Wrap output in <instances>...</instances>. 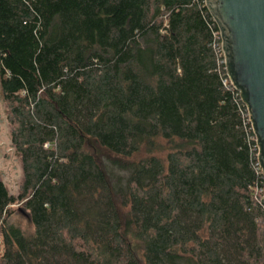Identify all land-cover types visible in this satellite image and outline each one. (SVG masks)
I'll return each instance as SVG.
<instances>
[{
	"label": "trees",
	"instance_id": "16d2710c",
	"mask_svg": "<svg viewBox=\"0 0 264 264\" xmlns=\"http://www.w3.org/2000/svg\"><path fill=\"white\" fill-rule=\"evenodd\" d=\"M220 30L206 0H0L23 169L18 195L0 177V264H264V173Z\"/></svg>",
	"mask_w": 264,
	"mask_h": 264
},
{
	"label": "water",
	"instance_id": "95a60500",
	"mask_svg": "<svg viewBox=\"0 0 264 264\" xmlns=\"http://www.w3.org/2000/svg\"><path fill=\"white\" fill-rule=\"evenodd\" d=\"M206 2L221 29L232 84L248 106L264 170V0Z\"/></svg>",
	"mask_w": 264,
	"mask_h": 264
},
{
	"label": "rangeland",
	"instance_id": "374dc122",
	"mask_svg": "<svg viewBox=\"0 0 264 264\" xmlns=\"http://www.w3.org/2000/svg\"><path fill=\"white\" fill-rule=\"evenodd\" d=\"M8 111L6 103H2L1 119L3 122L0 123V177L6 183L9 191L14 195H18L21 192L23 184V169L21 156L16 151L11 140ZM22 207V203L14 206L13 209L16 212L14 213L13 221L25 229L31 230L32 226Z\"/></svg>",
	"mask_w": 264,
	"mask_h": 264
},
{
	"label": "built area",
	"instance_id": "2783aa9c",
	"mask_svg": "<svg viewBox=\"0 0 264 264\" xmlns=\"http://www.w3.org/2000/svg\"><path fill=\"white\" fill-rule=\"evenodd\" d=\"M220 36L222 37L221 30H220ZM222 43H223V42H222ZM221 49H222V52H223V55H224V61H223V62H224V64H226V55H225V52H224V49H223V44H222V46H221ZM230 82L232 83L230 77H229V79H226V80H225V84H229ZM255 141H256L257 144H258V154H257L258 162H259V165H260V169H261V171L264 173L263 167H262V165H261V163H260V155H261V153H260V145H259V141H258L257 135H256V137H255ZM263 199H264V189H263V194H262V196H261V201H263Z\"/></svg>",
	"mask_w": 264,
	"mask_h": 264
},
{
	"label": "flooded vegetation",
	"instance_id": "af4514ba",
	"mask_svg": "<svg viewBox=\"0 0 264 264\" xmlns=\"http://www.w3.org/2000/svg\"><path fill=\"white\" fill-rule=\"evenodd\" d=\"M1 84V83H0ZM1 88H2V86H1ZM4 98V93H3V89H0V103H1V108H2V103H5V102H3V99ZM5 99V98H4ZM3 122V120L1 119V110H0V123H2ZM1 129V128H0Z\"/></svg>",
	"mask_w": 264,
	"mask_h": 264
}]
</instances>
